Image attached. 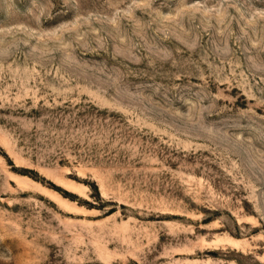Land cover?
I'll list each match as a JSON object with an SVG mask.
<instances>
[{
  "label": "rangeland",
  "instance_id": "374dc122",
  "mask_svg": "<svg viewBox=\"0 0 264 264\" xmlns=\"http://www.w3.org/2000/svg\"><path fill=\"white\" fill-rule=\"evenodd\" d=\"M0 264H264V0H0Z\"/></svg>",
  "mask_w": 264,
  "mask_h": 264
}]
</instances>
